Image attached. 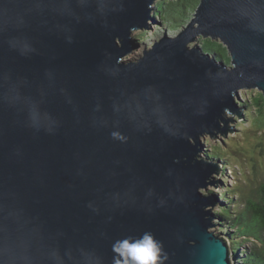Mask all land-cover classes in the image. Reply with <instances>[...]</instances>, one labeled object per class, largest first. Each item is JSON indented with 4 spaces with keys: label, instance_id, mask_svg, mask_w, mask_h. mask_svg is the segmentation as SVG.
Segmentation results:
<instances>
[{
    "label": "water",
    "instance_id": "water-1",
    "mask_svg": "<svg viewBox=\"0 0 264 264\" xmlns=\"http://www.w3.org/2000/svg\"><path fill=\"white\" fill-rule=\"evenodd\" d=\"M155 1L0 0V264H111L144 232L166 264H233L199 138L231 131L239 90L264 100V0H198L126 60Z\"/></svg>",
    "mask_w": 264,
    "mask_h": 264
},
{
    "label": "rangeland",
    "instance_id": "rangeland-1",
    "mask_svg": "<svg viewBox=\"0 0 264 264\" xmlns=\"http://www.w3.org/2000/svg\"><path fill=\"white\" fill-rule=\"evenodd\" d=\"M161 28H164V26L159 19L150 15V19L146 21V26L132 33L131 39L135 43L136 49L127 55L125 59L130 60L131 58L141 56L145 50L151 47V42L140 41L139 37L143 32H147V36H151L152 32L153 41H158L164 32ZM179 31H181V28L168 35L174 37ZM190 46H193V44H190ZM258 94L260 92L257 90H239L234 97V102L241 116L237 117L234 113L226 115V117H231V121L227 123L231 131L227 130L224 134H217L218 137L215 135L211 137L208 134H204L199 138L201 149L198 159L213 162L217 167L216 173L211 172V179H216L213 182L215 185L208 183L206 188L201 190L204 196H212L215 198L214 208L211 209L215 221L214 227L210 231L226 240L228 237L226 229H224V226L218 217H216L217 214H220V208L224 205H229L230 203L228 201L230 199L234 203L239 204L236 197L233 196L238 192L239 188L249 191L253 190L264 178V156L259 147L260 144L264 145V137L260 139L255 133V121L252 119L250 121L249 118L250 115L255 116L257 113L256 109L252 107V99ZM263 118V114L258 116L261 122H263ZM214 150L219 151L222 156L219 162L218 160L212 161V159L207 157ZM231 248L229 245V249ZM252 248V242L249 240L245 241L243 245L237 248L236 258H239L241 252L245 251V249L252 250ZM236 258L231 256L233 264L238 262Z\"/></svg>",
    "mask_w": 264,
    "mask_h": 264
},
{
    "label": "trees",
    "instance_id": "trees-1",
    "mask_svg": "<svg viewBox=\"0 0 264 264\" xmlns=\"http://www.w3.org/2000/svg\"><path fill=\"white\" fill-rule=\"evenodd\" d=\"M197 5L198 0H158L154 4V13L151 15L159 19L164 26L161 30H166L170 34L189 23ZM139 39L152 43L153 34L151 32V36H147V32H143ZM199 45L203 52L229 64L227 51L219 42L200 38ZM263 104L264 100L261 94L255 96L252 99V107L256 109L257 113L255 116L250 115L249 117L250 121L251 119L255 121V133L260 139L264 137V118L261 122L258 116L260 114L264 116ZM259 147L264 156V145L260 144ZM207 157L218 161L222 159L219 151L216 150ZM233 196L236 197L239 204L230 199L228 201L230 204L220 208V214L216 216L226 229L227 242L232 247L230 253L233 255L231 256L236 258L237 248L249 240L252 242V250L245 249L241 252V256L236 258L238 260L236 264H264V178L255 189L249 191L239 188Z\"/></svg>",
    "mask_w": 264,
    "mask_h": 264
},
{
    "label": "clouds",
    "instance_id": "clouds-1",
    "mask_svg": "<svg viewBox=\"0 0 264 264\" xmlns=\"http://www.w3.org/2000/svg\"><path fill=\"white\" fill-rule=\"evenodd\" d=\"M111 252V264H166L168 259L162 242L150 232L113 241Z\"/></svg>",
    "mask_w": 264,
    "mask_h": 264
},
{
    "label": "bare ground",
    "instance_id": "bare-ground-1",
    "mask_svg": "<svg viewBox=\"0 0 264 264\" xmlns=\"http://www.w3.org/2000/svg\"><path fill=\"white\" fill-rule=\"evenodd\" d=\"M213 161V160H212ZM219 162V161H218ZM220 220V219H219ZM215 221V220H214ZM215 224H217L216 222H215ZM245 254V253H244Z\"/></svg>",
    "mask_w": 264,
    "mask_h": 264
}]
</instances>
